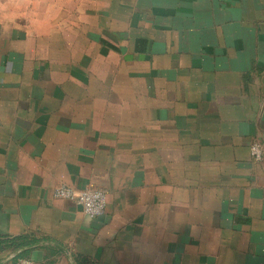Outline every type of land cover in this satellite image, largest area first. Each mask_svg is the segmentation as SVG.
<instances>
[{
    "label": "crops",
    "instance_id": "0c3cea01",
    "mask_svg": "<svg viewBox=\"0 0 264 264\" xmlns=\"http://www.w3.org/2000/svg\"><path fill=\"white\" fill-rule=\"evenodd\" d=\"M22 234L33 264H264V0H0V235Z\"/></svg>",
    "mask_w": 264,
    "mask_h": 264
},
{
    "label": "built area",
    "instance_id": "2783aa9c",
    "mask_svg": "<svg viewBox=\"0 0 264 264\" xmlns=\"http://www.w3.org/2000/svg\"><path fill=\"white\" fill-rule=\"evenodd\" d=\"M251 153L256 159H261L263 155L262 147L258 143H254L251 146ZM54 195L75 201L81 206L84 213L90 217L100 216L107 209V195L105 191L98 188L76 189L72 186L60 185L54 189ZM19 264H33V262L29 259H22Z\"/></svg>",
    "mask_w": 264,
    "mask_h": 264
},
{
    "label": "trees",
    "instance_id": "16d2710c",
    "mask_svg": "<svg viewBox=\"0 0 264 264\" xmlns=\"http://www.w3.org/2000/svg\"><path fill=\"white\" fill-rule=\"evenodd\" d=\"M36 238L28 234H22L17 236H9V235H0V251L3 250H20L17 255L13 258V263L18 264V261L23 258L29 256L32 248L31 246L37 242ZM80 264H97L92 262L87 257L79 258Z\"/></svg>",
    "mask_w": 264,
    "mask_h": 264
}]
</instances>
